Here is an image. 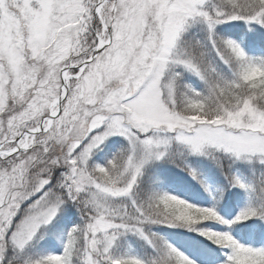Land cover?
Here are the masks:
<instances>
[{"label": "snow or ice", "instance_id": "obj_1", "mask_svg": "<svg viewBox=\"0 0 264 264\" xmlns=\"http://www.w3.org/2000/svg\"><path fill=\"white\" fill-rule=\"evenodd\" d=\"M0 264H264V0H0Z\"/></svg>", "mask_w": 264, "mask_h": 264}, {"label": "rangeland", "instance_id": "obj_2", "mask_svg": "<svg viewBox=\"0 0 264 264\" xmlns=\"http://www.w3.org/2000/svg\"><path fill=\"white\" fill-rule=\"evenodd\" d=\"M179 174L182 175L180 172H179ZM179 181H180V184L183 186L185 191L195 192L199 188V185L195 181H193L191 179V177L186 176V182L185 183L183 182V180H181L180 177H179ZM196 186H197V188H196Z\"/></svg>", "mask_w": 264, "mask_h": 264}, {"label": "trees", "instance_id": "obj_3", "mask_svg": "<svg viewBox=\"0 0 264 264\" xmlns=\"http://www.w3.org/2000/svg\"><path fill=\"white\" fill-rule=\"evenodd\" d=\"M176 172H177L178 177H180L181 180H183V182L185 183V182H186V176L183 175V174L180 175L178 169L176 170ZM179 175H180V176H179ZM196 188H197V186H196ZM242 206H243V201H238L237 204H236V206H235V211H239V208L242 207ZM193 235H194V234H193Z\"/></svg>", "mask_w": 264, "mask_h": 264}]
</instances>
